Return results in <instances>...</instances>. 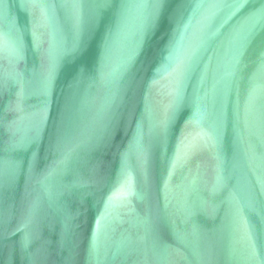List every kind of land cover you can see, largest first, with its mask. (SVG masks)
<instances>
[{"label":"water","instance_id":"obj_1","mask_svg":"<svg viewBox=\"0 0 264 264\" xmlns=\"http://www.w3.org/2000/svg\"><path fill=\"white\" fill-rule=\"evenodd\" d=\"M264 0H0V264H264Z\"/></svg>","mask_w":264,"mask_h":264},{"label":"snow or ice","instance_id":"obj_2","mask_svg":"<svg viewBox=\"0 0 264 264\" xmlns=\"http://www.w3.org/2000/svg\"><path fill=\"white\" fill-rule=\"evenodd\" d=\"M261 10L264 11V5H262V9Z\"/></svg>","mask_w":264,"mask_h":264}]
</instances>
